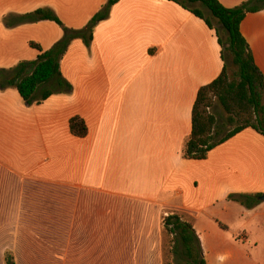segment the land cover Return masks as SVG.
Returning <instances> with one entry per match:
<instances>
[{
  "label": "crops",
  "instance_id": "1",
  "mask_svg": "<svg viewBox=\"0 0 264 264\" xmlns=\"http://www.w3.org/2000/svg\"><path fill=\"white\" fill-rule=\"evenodd\" d=\"M107 2L0 0V70L37 60L31 42L48 51L63 36L55 22L17 17L47 8L78 30ZM241 32L264 75V10L248 14ZM223 67L215 31L191 12L121 0L91 52L78 39L64 56L71 95L29 107L16 89L0 90V264L7 253L15 264H164L173 214L193 222L207 264H245L236 243L252 223L264 236V201L247 210L227 196L264 194V137L249 128L207 160L183 157L198 91ZM76 116L84 138L70 131Z\"/></svg>",
  "mask_w": 264,
  "mask_h": 264
},
{
  "label": "trees",
  "instance_id": "2",
  "mask_svg": "<svg viewBox=\"0 0 264 264\" xmlns=\"http://www.w3.org/2000/svg\"><path fill=\"white\" fill-rule=\"evenodd\" d=\"M120 1L108 0L102 10L78 30L66 27L54 11L47 8L17 17L18 24L55 22L63 29V37L48 51L31 42L30 47L41 55L35 61H24L14 68L0 70V90L16 89L29 107L41 105L54 95H71L74 87L61 71L64 56L74 40H81L90 49L95 29L109 19L113 7ZM169 1L179 4L215 31L224 62L221 75L198 91L192 111V133L184 145L183 157L204 161L216 147L249 128L264 137V75L241 32L248 14L264 10V0H249L235 8H226L219 0ZM197 4L201 7H196ZM217 108L227 115L223 125L219 123ZM228 126L235 127L226 130ZM70 131L75 137L84 138L88 128L85 121L76 116L70 120ZM259 197L230 194L228 200L253 209L260 203ZM164 230L175 237L173 254L183 264H207L192 221L178 214L169 215L164 219ZM6 263L15 264L11 253L6 255Z\"/></svg>",
  "mask_w": 264,
  "mask_h": 264
},
{
  "label": "rangeland",
  "instance_id": "3",
  "mask_svg": "<svg viewBox=\"0 0 264 264\" xmlns=\"http://www.w3.org/2000/svg\"><path fill=\"white\" fill-rule=\"evenodd\" d=\"M196 7H201V6H200V4H197ZM102 8H101V10H102ZM101 10H99V12ZM205 12L208 13L207 10H205ZM59 27L61 28L60 25H59ZM62 31H63V29H62ZM73 42L71 43V45L73 44ZM85 47H86V45H85ZM87 50H88V53L91 52V48L90 49L87 48ZM211 111L213 112V110H211ZM215 111L218 114V118H219L220 125L225 124V122L227 120V115L222 110H220L218 108ZM234 127L235 126H228L226 130H232ZM227 142H225V143H227ZM224 144H222V145H224ZM222 145H220V146H222ZM220 146H218V147H220ZM218 147H216V148H218ZM231 194H237V193H231ZM228 196H227V199H228ZM247 210H251V209H247ZM185 219L186 220H189L188 218H185ZM250 229L252 231V235L249 238H247L246 240H238V242L236 243V246H237L238 250L244 252V254H245L244 263L245 264H264V236L258 234V229H257V227H256V225L254 223H252L250 225ZM156 233L158 234V238H159V236H160L159 235V228H156ZM174 238L175 237L173 235L168 234L164 230L163 236L161 238V246H162V251H163V259H164L163 261H164V264H183L182 261L180 259L178 260V257L177 256H174V254H173L174 241H175ZM232 242H234V240ZM155 244L156 243H154V246H155ZM152 264H159V261L153 259V263Z\"/></svg>",
  "mask_w": 264,
  "mask_h": 264
},
{
  "label": "water",
  "instance_id": "4",
  "mask_svg": "<svg viewBox=\"0 0 264 264\" xmlns=\"http://www.w3.org/2000/svg\"><path fill=\"white\" fill-rule=\"evenodd\" d=\"M260 201H264V194L259 197Z\"/></svg>",
  "mask_w": 264,
  "mask_h": 264
}]
</instances>
